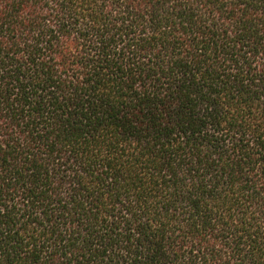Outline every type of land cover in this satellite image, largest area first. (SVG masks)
<instances>
[{"label": "trees", "instance_id": "obj_1", "mask_svg": "<svg viewBox=\"0 0 264 264\" xmlns=\"http://www.w3.org/2000/svg\"><path fill=\"white\" fill-rule=\"evenodd\" d=\"M0 264H264V0H0Z\"/></svg>", "mask_w": 264, "mask_h": 264}]
</instances>
